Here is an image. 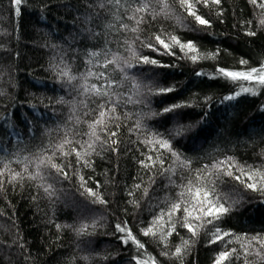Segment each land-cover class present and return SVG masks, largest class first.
I'll use <instances>...</instances> for the list:
<instances>
[{
  "label": "trees",
  "instance_id": "1",
  "mask_svg": "<svg viewBox=\"0 0 264 264\" xmlns=\"http://www.w3.org/2000/svg\"><path fill=\"white\" fill-rule=\"evenodd\" d=\"M192 2L208 25L181 0H148L147 11L136 14L143 17L138 25L131 11L120 9L117 20L111 6L99 8L96 0H0V264H136L149 257L156 264H214L233 248L239 256L224 264H264L260 244L253 241L245 256L236 239L264 236V194L247 188L246 177L235 178L238 169L264 175V86L220 72L264 66V7L262 0ZM172 37L191 42L197 53ZM92 52L100 55L93 59ZM106 56L119 59L105 68ZM89 70L106 78L88 76ZM102 84L107 97L84 92ZM97 101L108 116L96 128L101 140L90 155H53L65 133L73 140L66 150L84 151L76 141L89 140ZM173 105L179 107L164 111ZM149 139L167 141L171 150ZM41 156H52L67 176L50 164L37 167ZM229 158L232 175L212 168ZM205 165L212 173L206 182L227 214L193 235L182 227L181 210L170 236L164 237L168 225L144 235L161 209L179 199V185ZM117 225L143 247L125 242ZM217 227L231 235L212 243Z\"/></svg>",
  "mask_w": 264,
  "mask_h": 264
},
{
  "label": "snow or ice",
  "instance_id": "2",
  "mask_svg": "<svg viewBox=\"0 0 264 264\" xmlns=\"http://www.w3.org/2000/svg\"><path fill=\"white\" fill-rule=\"evenodd\" d=\"M182 4L186 7V9L189 11L190 15H193L197 22L201 25H208V21L204 18H202L200 15H197L194 11V5L192 0H181ZM196 2H199V0H196ZM205 5H207L208 0H203ZM213 3L219 4L220 0H212ZM251 3H256V0H250ZM15 3L19 5L21 3V0H15ZM97 6L102 9H106L108 6H111V9H113V15L117 20H120L121 17L117 14L119 13L120 9H125V11H131L133 13V16L130 17L132 19L136 20V24L138 25L140 21L143 19V17L137 18L136 14L147 11L149 4L148 0H96ZM135 5V7H133ZM167 6V5H165ZM260 7H264V0L258 5ZM98 15V14H97ZM264 23V21H262ZM114 25H109V27H113ZM121 28L125 30H130L135 32L137 29L135 27L129 28L127 24H121ZM96 34V33H93ZM251 35H254L255 33H250ZM138 38V37H137ZM156 40L159 44H161L165 50L170 49L169 43H166L163 39H161L159 36L156 37ZM172 42L175 44H180V41L177 40L175 37L171 38ZM149 47H152L151 44L148 45ZM181 49L185 50L187 49L190 53H197L196 47L191 43L187 42L184 44H180ZM93 59L98 57L100 53L92 52L89 54ZM106 55V54H105ZM135 55V53H133ZM198 57L196 55L190 56V59L195 61ZM119 59L118 56H113L112 59H106L105 61L100 65L102 67H107L108 64H114ZM142 62L144 63H157L155 60H150L148 57H142ZM91 63V61H90ZM241 63H246L245 61H241ZM130 67L131 65H127ZM221 74L227 78H230L232 80H246L249 82H254L255 84L264 86V66H261L260 68H252L250 70L244 71V72H234V71H227V70H220ZM62 74L65 76H68L67 71L62 70ZM88 76H95L98 80H103L106 78V74L104 72L94 73L91 70L87 73ZM69 80L76 79L74 76H68ZM108 87H111V81H108ZM161 92H168L172 91V89H161ZM244 91H248V89H244ZM84 92L90 93L91 95L97 96V97H107L109 94L105 88V86L102 84L100 87H97L96 85H92L91 87H84ZM234 97H228V99H233ZM108 103H113L111 100H108ZM96 107L98 109V119H95L92 123L89 124V128L91 131L89 133H85L89 137V140L87 141H76V143L80 144V147L84 149L83 152L77 151L75 147H72L69 150H66L68 145L73 144V140L69 138L68 133H65L64 138L60 141L59 144L55 145L52 148L53 155H55L56 152H60L61 155H70L72 153H75L78 160H84L86 156L90 155L89 149L94 150V144L97 141H100L101 138L96 132L97 126H104L106 124V116H108V112H105L103 109L105 108L104 103H100L99 101L96 102ZM179 107V105H173L169 108H165L164 111H172L174 108ZM111 113H115L116 108L113 104V107L109 110ZM140 125L138 124L137 127ZM181 130L178 129L177 132L179 134ZM109 139L116 136V132L112 131L107 133ZM95 138V140H92V138ZM106 143V141H103ZM149 144H158L160 147L165 149H170V145L167 143V141L159 140V139H149L146 141ZM112 143H116L115 140L112 141ZM177 158L179 159V154H177ZM53 157H38L39 163L37 164V167H40L45 164H50L51 167L56 168L58 171L62 172L65 176H67L66 172H63V169L59 168L58 165L55 163H52ZM148 160H152V157H148ZM85 163L87 161L85 160ZM188 164H190V161L185 158L182 162V166L187 167ZM145 167H149L150 165L145 164ZM235 167L234 163L231 161V159L221 160L218 161L216 164L212 165V168L217 172H223L226 175H232V169ZM27 170V169H26ZM238 171L241 172V176H236V179H241V177H246L247 181H250L249 183H246V187L253 190V191H260L262 194H264V175H262L259 171H249L245 172L243 169H238ZM211 172H208V166L205 165L203 169L197 173V175L193 179L187 180L186 183H183L179 185L181 188V191L178 193L179 199L176 201H173L169 204V206L166 209H161L160 213L154 217L153 221L151 222L150 226L146 229H143L144 235H156V231L163 229L165 225L169 226V231H167L164 234V237L170 236L173 231H175V221L174 217L176 216L177 212H180L183 210L184 216H183V223L182 227H185L188 229L189 232H191L193 235L197 234V230L199 228L204 227L206 224H213L214 221L219 220L223 215L227 214L229 211L228 208L224 206L223 203L220 202L219 198L215 195V190L213 187H210V182L207 181V177L211 175ZM4 175L3 172H0V176ZM20 173L15 174L12 179H16ZM242 182H244L242 180ZM139 187V186H137ZM103 202V201H102ZM195 222V223H194ZM117 228L121 232H126L127 236L125 239V242H127V239H131L133 243L136 244L137 248L140 249L143 247V245L135 239L134 236H132L130 230L126 228V226H120L117 225ZM231 235L227 232H222L218 227L215 228V230L212 232V243L217 242L218 240L224 239V237ZM237 240L242 242V247L245 249L244 255L247 256V248L251 245L253 241L260 244L262 248H264V236H254V237H236ZM244 241H247V243H243ZM184 244H187V241L184 242ZM167 254V253H165ZM182 254V247H177L174 255L180 256ZM233 254H236L237 257L239 254L237 253L236 249H230L222 251L218 254L216 257L214 264H224L226 260H230ZM259 254V253H257ZM136 264H156V261L154 258L149 257L148 260H141L137 259Z\"/></svg>",
  "mask_w": 264,
  "mask_h": 264
},
{
  "label": "rangeland",
  "instance_id": "3",
  "mask_svg": "<svg viewBox=\"0 0 264 264\" xmlns=\"http://www.w3.org/2000/svg\"><path fill=\"white\" fill-rule=\"evenodd\" d=\"M69 206H70V205H69ZM76 210H77V211H76L77 213H78V212H79V213H82V212H83V211L81 210V208H80V209L78 208V209H76ZM79 213H78V214H79Z\"/></svg>",
  "mask_w": 264,
  "mask_h": 264
}]
</instances>
